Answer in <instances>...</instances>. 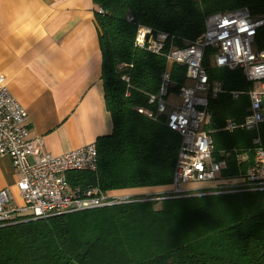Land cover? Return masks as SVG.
I'll return each instance as SVG.
<instances>
[{
	"label": "trees",
	"instance_id": "16d2710c",
	"mask_svg": "<svg viewBox=\"0 0 264 264\" xmlns=\"http://www.w3.org/2000/svg\"><path fill=\"white\" fill-rule=\"evenodd\" d=\"M93 1L105 105L114 127L96 143L97 171H73L69 179L109 192L171 185L182 138L164 115L152 118L137 109L156 111L149 96L159 92L168 62L165 53L137 45V26L167 32L166 52L172 44L195 40L211 14L247 7L254 16L264 15V0ZM256 47L264 49V26ZM185 75L184 66L172 64L170 92H179ZM209 75L226 92L210 99L206 128L215 155L229 152L222 177L232 180L253 162L256 136L264 146V122L258 130L224 129L229 120L241 124L250 113L252 84L240 69L211 67ZM231 91L242 93L235 99ZM235 150L248 152L249 160L239 164ZM0 264H264V190L220 185L183 196L163 192L0 226Z\"/></svg>",
	"mask_w": 264,
	"mask_h": 264
},
{
	"label": "built area",
	"instance_id": "2783aa9c",
	"mask_svg": "<svg viewBox=\"0 0 264 264\" xmlns=\"http://www.w3.org/2000/svg\"><path fill=\"white\" fill-rule=\"evenodd\" d=\"M133 21V17L129 18ZM264 26V15L254 16L247 7L211 14L205 30L183 47L171 45L163 52L170 38L164 31L139 25L137 45L147 46L156 54L167 58L168 66L162 74L159 92L149 96L156 111L140 106L138 111L149 117L164 115L168 128L181 136V147L174 165L172 194L183 196L194 192L190 183L218 181L228 168L229 152L215 155L213 134L206 128L209 122L210 99L226 92L222 84L210 79L209 68L240 69L251 84L264 82V49L256 47L259 28ZM186 68V81L180 85L178 103L170 99L173 81L172 64ZM6 77L0 75V154L10 156L20 175L17 187L20 203L11 187L0 191V226L31 219L47 218L128 202L131 197L104 191L99 185H77L69 179L73 171L96 172L99 151L96 143L85 145L62 155H53L44 149L42 139L30 137L29 114L13 96ZM242 92L231 91L236 99ZM175 95V94H174ZM250 113L245 121L236 124L229 120L224 129L237 127L258 130L264 122V87L252 88ZM254 159L235 184L219 183L230 191L264 190V146L261 138L254 139ZM236 160L243 164L249 160L248 152L235 150Z\"/></svg>",
	"mask_w": 264,
	"mask_h": 264
},
{
	"label": "crops",
	"instance_id": "0c3cea01",
	"mask_svg": "<svg viewBox=\"0 0 264 264\" xmlns=\"http://www.w3.org/2000/svg\"><path fill=\"white\" fill-rule=\"evenodd\" d=\"M93 2L0 0V75L29 114L30 137L42 139L44 149L53 155L97 143L113 132ZM263 87L264 82L260 90ZM173 95L169 98L178 103ZM19 179L10 156L0 154V191L11 187L22 203ZM172 188L171 184L111 192L135 197Z\"/></svg>",
	"mask_w": 264,
	"mask_h": 264
},
{
	"label": "rangeland",
	"instance_id": "374dc122",
	"mask_svg": "<svg viewBox=\"0 0 264 264\" xmlns=\"http://www.w3.org/2000/svg\"><path fill=\"white\" fill-rule=\"evenodd\" d=\"M185 82H187V81H185ZM213 83L218 84L220 82L214 81ZM254 84L256 85V89L257 90H260V87L262 85V81L261 82L260 81L255 82ZM171 93L175 94V95H173V94H171V95H173V99L176 101L178 99V97H177V93L178 92H171ZM263 102H264V96H263ZM236 182H237V180L235 178L232 179V180H229L227 178L226 179L225 178H221L218 181H208V182H195V183H190V184H188L185 187H187L188 189L191 188L192 191H197L199 189H205V188H209V187H214L215 185H217L219 183H225L227 185V184H235ZM168 193L172 194V192H168Z\"/></svg>",
	"mask_w": 264,
	"mask_h": 264
}]
</instances>
